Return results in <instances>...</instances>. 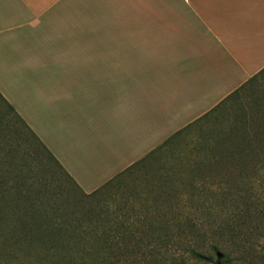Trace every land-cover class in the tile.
Returning <instances> with one entry per match:
<instances>
[{"label": "crops", "instance_id": "crops-1", "mask_svg": "<svg viewBox=\"0 0 264 264\" xmlns=\"http://www.w3.org/2000/svg\"><path fill=\"white\" fill-rule=\"evenodd\" d=\"M263 67L264 0H0V99L84 193Z\"/></svg>", "mask_w": 264, "mask_h": 264}, {"label": "trees", "instance_id": "trees-1", "mask_svg": "<svg viewBox=\"0 0 264 264\" xmlns=\"http://www.w3.org/2000/svg\"><path fill=\"white\" fill-rule=\"evenodd\" d=\"M263 83L264 67L212 110L92 191L151 161L157 150L212 112L224 115V128L195 144L179 168L121 193L112 209L77 212L57 205L52 193H40V182L21 162L18 149L0 148V264H231L229 245L206 241L215 236V225L206 224L215 220V193L264 190V95L257 93ZM92 192L84 194H96Z\"/></svg>", "mask_w": 264, "mask_h": 264}, {"label": "rangeland", "instance_id": "rangeland-1", "mask_svg": "<svg viewBox=\"0 0 264 264\" xmlns=\"http://www.w3.org/2000/svg\"><path fill=\"white\" fill-rule=\"evenodd\" d=\"M257 93L264 95V83ZM225 124L223 114L212 112L157 150L151 161L140 164L119 181L92 192L96 194L86 195L69 180L0 99V148H17L21 162L40 182V193H52L57 205H65L77 212L95 207L114 208L121 193H131L162 171L179 168L195 144L213 136ZM184 206L187 207L186 202ZM214 217L215 220L206 225L207 228L215 225V236H207L206 241L229 245L231 264H264V190L261 193H215Z\"/></svg>", "mask_w": 264, "mask_h": 264}]
</instances>
